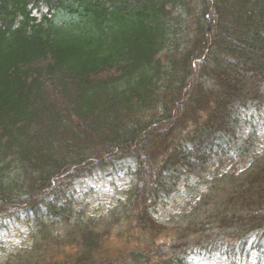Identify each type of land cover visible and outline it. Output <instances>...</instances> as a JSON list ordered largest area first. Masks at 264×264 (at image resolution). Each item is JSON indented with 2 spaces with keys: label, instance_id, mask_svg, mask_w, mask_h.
<instances>
[{
  "label": "trees",
  "instance_id": "trees-1",
  "mask_svg": "<svg viewBox=\"0 0 264 264\" xmlns=\"http://www.w3.org/2000/svg\"><path fill=\"white\" fill-rule=\"evenodd\" d=\"M254 104L264 105V0H0V226L31 221L62 242L51 264L234 256L264 226V164L232 181L212 176L167 249L117 258L68 192L78 178L132 162L120 221L134 236L158 232L155 200L182 173L201 175L252 143L235 126ZM56 223L67 227L54 233ZM229 229L241 242L225 247ZM254 244L248 252L262 250ZM68 246L77 252L65 255Z\"/></svg>",
  "mask_w": 264,
  "mask_h": 264
},
{
  "label": "rangeland",
  "instance_id": "rangeland-1",
  "mask_svg": "<svg viewBox=\"0 0 264 264\" xmlns=\"http://www.w3.org/2000/svg\"><path fill=\"white\" fill-rule=\"evenodd\" d=\"M252 107L253 110L247 107L239 111V119L235 126V134L242 139L250 137L249 140L252 143L242 146L238 151L232 150L233 158L225 154L221 161L215 159L208 164L205 173L201 175L182 173L176 181L175 188L169 194L161 195L155 200L151 215L156 222L155 225L158 226V232L148 230L145 233L146 236H141L139 233L134 236L132 230V233H127L132 228L128 220L120 221L124 213L121 211L123 207L121 204L127 198L126 188L134 180L132 162H124L125 165L115 170L96 172L92 176L78 178L68 192L74 194L72 208L80 219L92 220L93 223H97L96 229L100 232L105 230L104 250L102 248L104 254H108L110 258L113 256L117 258L128 255L133 249L149 246L167 249L168 244L175 242V238L181 240L180 236L183 235L184 227L194 217L187 215L190 209L189 204L193 205L198 201L212 176L227 173L234 176L227 177V181H232L259 164H264V105L254 104ZM223 209L224 205L218 207V210ZM196 225H199V222L194 220L189 226L195 229L198 228ZM52 226V232L59 233V230L67 227V224L56 223ZM179 226L184 228L183 231L177 230ZM51 229L47 232H51ZM217 229L214 231L217 232ZM234 231L229 229L227 233H223L224 236L218 235L220 236L219 244L225 247L235 245L239 240L232 237ZM47 236L44 238L40 233V227L31 221L19 220L1 226L0 264H51L58 261L59 250H64L62 242L60 246L59 242L49 238V233ZM128 236L134 237L131 239ZM246 239L249 241L248 245L242 250H236L235 255L226 260L224 256L219 257L208 250L194 251L189 256L187 264H255L259 257L262 261L258 264H264L263 253H259L256 249L247 251L248 246L255 245L254 242H260L264 250V226L254 229ZM66 250L65 255H73L72 250L77 252L76 248L72 249L70 246ZM116 264H122V262ZM124 264L127 263L124 262Z\"/></svg>",
  "mask_w": 264,
  "mask_h": 264
}]
</instances>
